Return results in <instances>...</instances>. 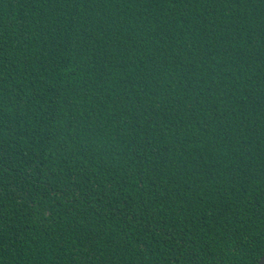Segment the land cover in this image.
<instances>
[{
  "label": "trees",
  "instance_id": "trees-1",
  "mask_svg": "<svg viewBox=\"0 0 264 264\" xmlns=\"http://www.w3.org/2000/svg\"><path fill=\"white\" fill-rule=\"evenodd\" d=\"M264 0H0V264H258Z\"/></svg>",
  "mask_w": 264,
  "mask_h": 264
},
{
  "label": "water",
  "instance_id": "water-1",
  "mask_svg": "<svg viewBox=\"0 0 264 264\" xmlns=\"http://www.w3.org/2000/svg\"><path fill=\"white\" fill-rule=\"evenodd\" d=\"M258 264H264V254H263L262 257L260 258Z\"/></svg>",
  "mask_w": 264,
  "mask_h": 264
}]
</instances>
